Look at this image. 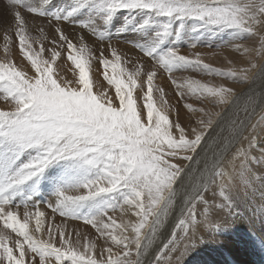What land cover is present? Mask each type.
<instances>
[{
  "label": "snow or ice",
  "instance_id": "1",
  "mask_svg": "<svg viewBox=\"0 0 264 264\" xmlns=\"http://www.w3.org/2000/svg\"><path fill=\"white\" fill-rule=\"evenodd\" d=\"M7 4L14 17L20 49L31 61L35 75L26 77L11 63H0V83L6 92L5 99L10 98L16 104L13 112L0 111V146H8V152L0 154V196L37 177L58 159L83 158L89 165L101 169L102 176L82 186L87 194L61 192L58 205L52 207L53 213L58 212L66 217L71 206L126 189L129 195L120 208L127 205L126 211L137 219L118 224L105 213L101 218L83 220L91 223L118 249L114 252L112 246L106 247L101 256L106 251L107 259L98 261L94 243L80 245L79 237L73 242L63 230L60 231L59 246L52 239H34L28 231L32 214L25 209V219L21 222L17 209L10 208L5 201L0 203V220L23 240L7 245L6 237L0 235V264H26V248L38 255L39 264H144L161 227L177 201L182 199V218L177 227L183 233V239L174 231L168 243L163 245L166 252L178 255L173 257L165 254V251H158L153 260V264H160L161 261L164 264H181L201 226H218L214 215L230 216L236 212L238 198L228 194L235 176L243 179L245 190L253 187L257 180H264V171L258 175L251 167L255 164L264 170V149H259L258 157L251 152L254 146H258L255 130L257 126L264 125V113L256 124L250 125L252 138L249 139L244 135L243 123L229 119V113L240 105L243 92L231 86H209L199 80L189 79L184 84L173 80L181 95L186 87L204 106L197 108L186 103V108L196 116L187 127L170 121L166 114L167 103L163 102V89H158L163 102L159 109L153 101L154 79L159 69L171 72L172 67L185 65L202 67L209 72L214 70L203 63L199 55L193 59L176 50L155 62L152 52H146L144 56L154 63L143 73L147 83V91L143 93L147 111V123H144L133 95L137 78L145 67L143 63L133 72H127L120 66L121 55L115 47H111L114 60L106 56L103 48L100 49L97 59L101 67L104 70L110 67L113 73L108 76L105 71V78L115 85L118 98V106H113L112 98L107 97L106 93H93L89 62L84 55L87 46L83 43V35L80 36L81 46L77 48L60 26L67 18L62 21L57 17L54 30L60 41L67 43L68 59L79 72L78 86H69V81L62 84L54 78L50 62L37 59L31 53L26 20L20 11L23 8L22 0H7ZM137 8L165 17L194 18L213 26L233 28L258 36V55L264 60V0L244 3L238 0H107L103 6L107 13L104 22L117 10ZM27 11L39 15L33 9ZM81 26L88 30L92 28L90 24ZM162 35L166 36L167 31ZM4 40L7 48L11 36L6 33ZM43 50L41 48L40 51ZM245 51L250 56L257 53L254 47L245 48ZM58 55L52 49L53 61ZM249 63L250 67L243 71L239 81L241 85L252 83L257 76L264 77V63L254 59H250ZM217 74L223 75L220 72ZM231 75L235 76L236 73ZM174 129L178 130L175 134ZM225 129L229 135L220 141V133ZM243 139L248 141L247 148L236 147L229 156L233 144ZM30 149L38 151L37 158L13 171L20 156ZM210 150H213V156L209 161L207 154ZM217 178L220 179L219 196L222 197L219 202L214 190ZM225 184L228 185L227 189ZM43 216V212H35L36 231H41ZM48 235L52 237L51 230ZM32 264H35V257Z\"/></svg>",
  "mask_w": 264,
  "mask_h": 264
},
{
  "label": "rangeland",
  "instance_id": "2",
  "mask_svg": "<svg viewBox=\"0 0 264 264\" xmlns=\"http://www.w3.org/2000/svg\"><path fill=\"white\" fill-rule=\"evenodd\" d=\"M238 2L244 3L248 0H238ZM106 3L107 0H87V3H84V0H22L23 8H20V11L26 20L31 53L37 59L50 62L54 78L58 79V82L63 84L64 81H69V86H78L79 72L68 59L67 43L60 41L59 35L54 30L57 23L55 18L57 17L61 18L62 21L67 18L66 22H62L60 26L77 48L81 46L80 36L83 35V43L87 46L84 55L89 62L93 93L97 95L106 93L107 97L112 98L113 106H118V98L115 93V85L109 83L105 78V71L108 76H112L113 73L110 67L107 70L101 67L97 59L100 49L103 48L106 56L110 60H114L111 55V47H115L118 54L121 55L120 66L127 72H133L141 63L144 64L145 67L137 78V87L133 95L136 99L138 112L146 116L143 93L147 91V83L143 73L152 67L154 62L145 57L144 53L152 52V59L155 62H158L160 57L167 56L176 50H179L181 55L193 59L199 55L203 63L210 65L214 71L209 72L202 67L195 68L185 65H176L172 67L171 72L159 69L153 85L155 106L159 109L162 103L166 102L168 108L166 114L171 119L170 121L179 122L182 126L187 127L190 122L196 119V116L186 108V103H191L197 108L204 105L186 87L182 90L184 94L181 95V90L177 89L176 84L172 82L173 80L180 84L191 79L199 80L201 83L209 84V86H231L236 88L238 92H243L244 95L240 105L229 113V119L241 121L244 135L249 139L252 138L250 125L256 124L260 120L261 114L264 113L262 110L264 105V77L257 76L252 83L244 85H241L239 81L243 71L250 67V59L264 63V60L259 59L260 56L258 55L260 49L258 36L255 37L242 30L213 26L194 18L165 17L139 8L117 10L105 23L107 13L103 10V6ZM29 9L35 10L39 15L28 12ZM84 24L92 25L91 30L81 26ZM165 30L167 31L166 36L162 35ZM6 33L11 36L7 48L4 40ZM248 47H254L257 49V53L250 56L245 51V48ZM41 48L44 49L43 52L40 51ZM52 49L59 53L54 61ZM27 50L26 48L25 51ZM89 53H91L90 57ZM0 63H11L16 70L25 73L26 77L35 75L31 61L20 49L19 40L15 35L14 17L7 0H0ZM218 72L223 73V75L217 74ZM231 73H236V75L233 76ZM141 85H143V91H141ZM158 89H163V102L161 101V92ZM5 96L3 84L0 83V111H15V101L10 98L5 99ZM139 109L141 110L139 111ZM144 119L141 118L142 122L147 123V120L144 121ZM176 131L178 130H173L174 134ZM255 132H257L258 141H260L258 148L264 149V125L257 126ZM228 135L229 132L225 129L220 133L219 140H225ZM240 142L248 144L246 139L234 143L229 149V156ZM214 148L215 146H213V150ZM213 150L207 154L209 161L212 159ZM7 152V145L0 146V154ZM38 154L35 149L25 151L16 162L13 171L36 159ZM101 176L102 170L94 165H89L83 158H62L47 166L37 177L5 192L1 197H7L5 200H8L10 208L17 209L18 218L21 222L25 219V209H40L41 211L40 206H42L43 210L46 211L44 216L46 219L48 218L46 223L43 222V217L41 218L43 222L41 225H47V232L45 233L47 237L44 235L45 241L52 239L59 246L61 243L60 231L63 230L65 236H69L73 242L79 237L80 245L94 243L96 245V257L100 261L107 258L106 251L101 256V252L106 247L112 246L114 252L118 249L110 240H106L97 232L91 223H85L83 220L101 218L105 213H108L118 224L122 223L120 213L122 208L120 207L128 198V190L121 189L111 194L80 202L70 207L66 217L61 216L58 212L53 213L52 207L58 205L61 192L87 194L82 186L85 183L100 179ZM224 186L226 189L228 188L227 184ZM214 190L216 198L222 199L219 196V178H217ZM228 194L238 198L236 212L228 216L231 221L228 223L226 219L215 227L201 226L193 237L192 245L183 256L181 264H264V180H257L253 187L245 190L243 179L236 175L233 187L228 190ZM206 195H211V193H206ZM4 202V200L0 201V203ZM127 207V205L124 206L125 209ZM182 207L183 200L181 199L177 201L176 207L161 227L158 239L150 249L148 256L145 257L144 264H153L156 253L165 251L163 245L168 243V239L174 231L181 240L183 239V233L177 227L182 218ZM105 220L107 221V217ZM28 222L29 234L36 240H42L40 231H36V227L34 228L32 215ZM3 226L5 225L0 220V227L2 228L0 231L4 230L6 235L3 236H7L5 240L7 245L13 244L16 240H23L11 229ZM49 230L53 233L51 238L48 235ZM26 253V264H32L33 257H35V264H39L38 255L31 253L27 248ZM165 254L173 255V257L178 255L166 251ZM160 264H164V262L161 261Z\"/></svg>",
  "mask_w": 264,
  "mask_h": 264
},
{
  "label": "bare ground",
  "instance_id": "3",
  "mask_svg": "<svg viewBox=\"0 0 264 264\" xmlns=\"http://www.w3.org/2000/svg\"><path fill=\"white\" fill-rule=\"evenodd\" d=\"M259 27V26H258ZM188 34V33H187ZM190 40V39H189ZM259 59H261V58H259ZM262 60V59H261ZM258 62H260V61H258ZM261 63V62H260ZM263 63V62H262ZM249 68V67H248ZM160 97V96H159ZM156 103H158V102H156ZM156 105V104H155ZM141 109H139V111H140ZM262 110H264V105H263V107H262ZM142 113V112H141ZM140 114V113H139ZM141 115H144V114H140V116ZM146 118H147V116L146 115H144ZM144 116L143 117H140V118H143L144 119ZM144 119V121L145 120H147V119ZM171 120V119H170ZM143 121V120H142ZM183 122V121H182ZM184 126V125H183ZM248 129H250V127H247ZM255 136H256V139H257V145H259L260 144V141H258V135H257V132H255ZM263 143V142H262ZM247 146H248V144H245V142H240V144L238 145V147H244V148H247ZM251 152H252V155L253 156H259V154H260V152H259V148H258V146H254L252 149H251ZM251 167H253V169L257 172V174L259 175L260 173H261V171H264V170H262V169H260V167L258 166V165H255V164H253V165H251ZM53 176V175H52ZM54 177V176H53ZM54 179H56L55 177H54ZM50 180V179H49ZM49 184V183H48ZM1 197V196H0ZM5 198H7V197H1L0 198V201L1 200H4V201H8V200H5ZM11 198H13L14 199V197L13 196H11ZM216 200H217V202H219V200H220V198H216ZM25 201V200H24ZM29 202V201H28ZM31 203V202H30ZM34 203V202H33ZM41 207V212H43L44 213V215H46V211H44L43 210V208H42V206H40ZM29 209V208H28ZM37 209V208H36ZM31 214H32V216L34 217V228L36 227V217H35V212L36 211H40V209L39 210H35V209H31L30 208V210H28ZM120 213H121V218H122V220H123V222L124 221H129V220H131V221H136V219H137V217L135 216V215H133L131 212H128V211H126V209L125 208H122L121 210H120ZM49 216V215H48ZM46 216H43V222L44 223H46L45 221L48 219H46L45 218ZM213 219L215 220V222L216 223H223L224 222V220H226L227 219V221H228V223L231 221L229 218H228V216L226 215V214H217V215H214V217H213ZM56 220V219H55ZM49 221V220H48ZM43 222H42V220H41V223L43 224ZM60 223V222H59ZM51 225V224H50ZM47 225L45 224V226H42L41 225V231L39 232L40 233V235H41V238H42V240H46V238L44 237V235H45V233L47 232V227H46ZM3 227H5V226H3ZM43 227V228H42ZM1 228V227H0ZM7 228V227H6ZM2 229V228H1ZM35 230V229H34ZM33 230V231H34ZM4 231V230H3ZM3 231H0V235H6V234H4L5 232H3ZM5 231H7L6 229H5ZM8 235V234H7ZM39 235V234H38ZM46 236V235H45ZM89 236V235H88ZM7 237V236H6ZM47 237V236H46ZM86 237V236H85ZM87 238V237H86ZM17 239V238H16ZM5 242H7V241H5ZM28 253V252H27ZM27 253H26V256L25 257H27ZM29 255V254H28ZM96 258H98V257H96ZM105 259V258H104ZM107 259V258H106ZM98 260V259H97Z\"/></svg>",
  "mask_w": 264,
  "mask_h": 264
}]
</instances>
